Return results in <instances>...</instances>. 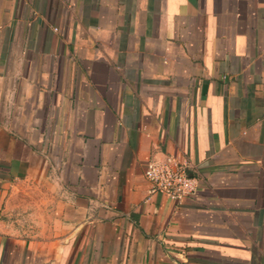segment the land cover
Listing matches in <instances>:
<instances>
[{"label":"crops","instance_id":"obj_1","mask_svg":"<svg viewBox=\"0 0 264 264\" xmlns=\"http://www.w3.org/2000/svg\"><path fill=\"white\" fill-rule=\"evenodd\" d=\"M0 264H264V0H0Z\"/></svg>","mask_w":264,"mask_h":264},{"label":"built area","instance_id":"obj_2","mask_svg":"<svg viewBox=\"0 0 264 264\" xmlns=\"http://www.w3.org/2000/svg\"><path fill=\"white\" fill-rule=\"evenodd\" d=\"M190 168L186 157L171 154L149 160L143 171L149 183L148 195L161 194L177 203L193 196L198 179L190 174Z\"/></svg>","mask_w":264,"mask_h":264}]
</instances>
